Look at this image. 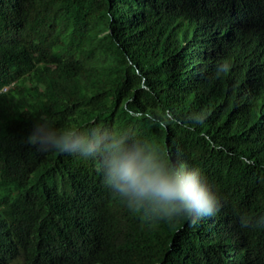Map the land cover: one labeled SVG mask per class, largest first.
<instances>
[{
    "label": "trees",
    "instance_id": "obj_1",
    "mask_svg": "<svg viewBox=\"0 0 264 264\" xmlns=\"http://www.w3.org/2000/svg\"><path fill=\"white\" fill-rule=\"evenodd\" d=\"M41 120L198 168L220 211L130 208ZM260 217L264 0H0V264H264Z\"/></svg>",
    "mask_w": 264,
    "mask_h": 264
},
{
    "label": "clouds",
    "instance_id": "obj_2",
    "mask_svg": "<svg viewBox=\"0 0 264 264\" xmlns=\"http://www.w3.org/2000/svg\"><path fill=\"white\" fill-rule=\"evenodd\" d=\"M226 70V65L219 69ZM27 143L41 152L99 158L105 186L134 210L150 209L158 218L169 221L178 217L196 220L220 211L218 194L198 168L183 162L164 161L157 150L128 143L109 129L55 127L41 120L34 126ZM241 227L249 225L241 222Z\"/></svg>",
    "mask_w": 264,
    "mask_h": 264
}]
</instances>
